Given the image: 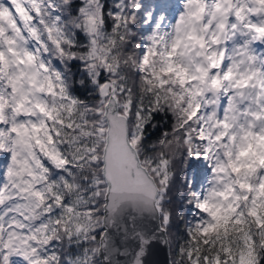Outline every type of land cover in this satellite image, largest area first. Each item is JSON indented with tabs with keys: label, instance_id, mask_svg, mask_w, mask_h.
I'll list each match as a JSON object with an SVG mask.
<instances>
[{
	"label": "snow or ice",
	"instance_id": "1",
	"mask_svg": "<svg viewBox=\"0 0 264 264\" xmlns=\"http://www.w3.org/2000/svg\"><path fill=\"white\" fill-rule=\"evenodd\" d=\"M264 264V0H0V264Z\"/></svg>",
	"mask_w": 264,
	"mask_h": 264
},
{
	"label": "water",
	"instance_id": "2",
	"mask_svg": "<svg viewBox=\"0 0 264 264\" xmlns=\"http://www.w3.org/2000/svg\"><path fill=\"white\" fill-rule=\"evenodd\" d=\"M167 251L166 250H158L153 257V261L155 264H166Z\"/></svg>",
	"mask_w": 264,
	"mask_h": 264
},
{
	"label": "rangeland",
	"instance_id": "3",
	"mask_svg": "<svg viewBox=\"0 0 264 264\" xmlns=\"http://www.w3.org/2000/svg\"><path fill=\"white\" fill-rule=\"evenodd\" d=\"M145 2L151 4L152 0H145Z\"/></svg>",
	"mask_w": 264,
	"mask_h": 264
}]
</instances>
